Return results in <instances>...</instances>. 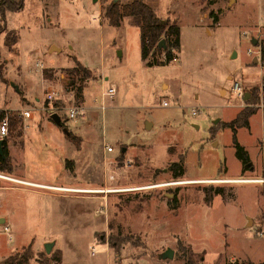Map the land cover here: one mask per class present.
<instances>
[{
    "label": "rangeland",
    "instance_id": "obj_1",
    "mask_svg": "<svg viewBox=\"0 0 264 264\" xmlns=\"http://www.w3.org/2000/svg\"><path fill=\"white\" fill-rule=\"evenodd\" d=\"M111 1L24 0L21 10L6 13L0 111L19 124L8 127L12 169L0 175L39 184L0 178V261L28 249L29 264H40L61 249L70 260L91 263L107 246L140 264H264V186L225 179L259 175L255 115L250 127L237 129L253 172L236 156L232 129L222 126L248 106L230 93L232 80L240 79L246 93L260 83L248 23L264 27V0H144L179 26L177 59L167 64L141 57L139 29L129 17L118 26L107 22ZM8 34L16 35L11 50ZM77 65L88 76L75 73ZM111 85L115 92L101 110V93ZM71 105L83 115L66 119ZM22 110L33 117L23 118ZM168 249L172 257L162 258Z\"/></svg>",
    "mask_w": 264,
    "mask_h": 264
},
{
    "label": "trees",
    "instance_id": "obj_2",
    "mask_svg": "<svg viewBox=\"0 0 264 264\" xmlns=\"http://www.w3.org/2000/svg\"><path fill=\"white\" fill-rule=\"evenodd\" d=\"M24 0H0V34L6 30L5 13L6 12H16L23 8ZM213 13L210 12L209 15ZM103 16L106 18L107 22L112 26H118L120 20L123 16L129 17L132 23H135L139 29V39H140V51L141 57L146 59L148 56L154 57L151 63L167 64L170 61L177 59V53L180 48L179 26L175 21L169 22L168 20H162L158 18L153 11L152 7L144 2V0H130L123 5H119L118 2H113V0L105 7L103 11ZM214 21L216 19V15ZM163 39L165 47L158 49V42ZM16 43V35L8 34L5 38V44L9 48ZM260 57L264 61V40L260 41ZM255 45V46H257ZM156 54H160V60L156 59ZM74 72L79 70L83 75L88 76V69L82 65H77ZM0 80L5 82L3 77V64L0 61ZM73 81V79H70ZM261 86L264 89V70L261 75ZM82 87L76 88L75 96L79 98L81 96ZM258 88L254 89L250 93V96L246 99L248 104L247 107L241 109L236 113L234 118L228 122H225L222 126L230 127L232 129V143L236 149V156L242 161L243 164L249 163V157L245 149L239 144L236 139V130L238 128H243L248 126L249 117L255 112L251 107H255L258 100ZM251 100H253L251 102ZM251 102V103H250ZM251 106V107H249ZM8 119V127L11 131L17 129L19 121L14 115L8 116L4 111H0V120L3 117ZM19 138L22 137V132L20 129L16 131ZM22 142V141H21ZM2 151L3 156H0V173H9L12 169L11 159L8 154L6 146V138L2 139ZM182 160L172 164L173 174L176 173V169L181 168ZM205 200L208 202L210 199V187L205 188ZM218 192L219 188L215 189ZM115 244V243H114ZM30 251L28 249L24 250L21 254L15 253L10 255L0 261V264H29ZM40 264H61V253H51L47 258L43 259ZM185 264H196L192 263L191 260L187 259Z\"/></svg>",
    "mask_w": 264,
    "mask_h": 264
},
{
    "label": "crops",
    "instance_id": "obj_3",
    "mask_svg": "<svg viewBox=\"0 0 264 264\" xmlns=\"http://www.w3.org/2000/svg\"><path fill=\"white\" fill-rule=\"evenodd\" d=\"M99 3V6H100V2L99 0H95ZM7 13V12H6ZM6 13H5V22H6V25H7V21H6ZM205 15V13H201V16H200V19ZM248 25L250 26H253L254 29H255V37H257V44L260 43V41L264 40V27H260L258 25H256L255 21L251 20ZM253 38V36L251 37ZM179 39H180V33H179ZM256 44V45H257ZM257 48H259V45H257ZM12 49V48H11ZM10 49V50H11ZM235 53V52H234ZM1 54V52H0ZM2 55V54H1ZM236 57V54L234 57H230L231 59L235 58ZM255 59H256V56H254L252 58V62L256 63L255 62ZM5 78V77H4ZM261 85V76H260V83L258 85L257 88H259ZM246 93V92H245ZM244 93V94H245ZM248 97L250 96V91L248 92ZM247 97V98H248ZM242 101H244V95L241 97ZM246 98V99H247ZM245 99V100H246ZM2 109V108H1ZM4 110H7V109H4ZM9 110H15V109H9ZM252 115H255V119L254 120V124L253 126L256 128V133H257V143H258V155H259V160H260V165H261V170L259 172V175L257 176H252V178H246V179H242V178H234V177H228V178H225V179H228V180H232V182H236V181H245L244 183H256V184H260V185H263L264 186V109H259L257 111H255ZM252 115L249 117L248 119V126L247 127H250L251 126V117ZM33 117V114L31 115L30 118L28 119H31ZM239 129V128H238ZM236 139L237 141L239 142V144L244 148L246 149V147L242 144V142H240L239 140V137H238V133H237V130H236ZM249 143V145L251 146V144H255V142L251 141V142H247ZM10 148V147H9ZM11 149V148H10ZM8 150V149H7ZM249 156V161H250V166L247 167L249 168L252 172L255 170V167H254V164L250 158V154L248 152V150L246 149L245 150ZM9 154V153H8ZM246 168V167H245ZM6 180H11V181H14V180H20V181H23V182H27V183H30V184H39V183H35V182H30V181H25L21 178H19L18 176H11V177H7L6 175H0V178H2ZM5 177V178H4ZM227 177V176H226ZM224 179V180H225ZM45 185L46 187H52V188H60L62 190L64 189H71V190H75V191H84V192H90V191H94L96 189H91V188H76V187H60V186H54V185H49V184H43ZM1 219V218H0ZM5 222L4 220L0 223H3ZM118 250V249H117ZM114 252L113 251V248H109L107 246H105V253H104V256L103 257H100L99 260L97 261H93V262H86L85 260L82 261V260H79L77 258V256L73 257L71 260L68 258V256H66V253H70V251H63L61 249H58V251L61 253V264H140L137 260L135 261L136 257L134 258H128V256H121L119 255L118 257L115 256V255H118V253L120 252ZM124 252V251H123ZM123 252H121L122 254H124ZM65 253V254H64ZM90 255H93V254H90ZM149 264H162L160 262H156V263H149Z\"/></svg>",
    "mask_w": 264,
    "mask_h": 264
},
{
    "label": "built area",
    "instance_id": "obj_4",
    "mask_svg": "<svg viewBox=\"0 0 264 264\" xmlns=\"http://www.w3.org/2000/svg\"><path fill=\"white\" fill-rule=\"evenodd\" d=\"M247 53L252 54V51L250 49L247 50ZM256 63L257 65L260 67V69L263 71L264 68V61L261 59L260 57V49H258L256 51ZM261 71V72H262ZM115 92L114 87L111 85L106 91L101 93V105H100V109L103 110V99L105 97H112L113 94ZM230 93L232 94H236L237 96L242 97L245 93V90L243 89L242 83L240 81V79L236 80L233 79L232 80V85L230 86ZM258 100L255 104V107L259 108V109H264V89L262 88V86L260 85V87L258 88ZM56 98V93L55 91H50L46 94V101L49 102L50 108L53 109L52 106V101L55 100ZM162 106L166 105V102H162L161 103ZM83 109L76 106V105H71L69 106L64 113V116L66 117V119H75L76 117H78L79 115H83ZM195 111H192V114H194ZM32 115V112L29 110H22L21 111V116L23 118H30ZM8 134V119L7 117H3L0 120V139H3L7 136ZM106 152H112L113 149L111 146H106L105 147ZM6 226L3 227L4 230H6ZM260 235H262V233H260ZM94 250V249H93Z\"/></svg>",
    "mask_w": 264,
    "mask_h": 264
},
{
    "label": "water",
    "instance_id": "obj_5",
    "mask_svg": "<svg viewBox=\"0 0 264 264\" xmlns=\"http://www.w3.org/2000/svg\"><path fill=\"white\" fill-rule=\"evenodd\" d=\"M95 1V0H94ZM231 3L234 1V0H229ZM113 2H116V0H113ZM250 42H251V44L252 45H256L257 44V40H256V38H251L250 39ZM158 49H161V48H164L165 47V44H164V40L163 39H161L159 42H158ZM255 62H256V59H255ZM248 93H245L244 94V100L248 97V95H247ZM51 119L57 124V125H59V126H61V122H60V117H59V115L58 114H56V113H52L51 114ZM63 131H66V129L65 128H63ZM2 147H3V145H2V139H0V156L1 157H4L3 156V151H2ZM246 167H248V166H250V164L249 163H247L246 165H245ZM3 221V219H0V222H2ZM53 246V243H46L45 245H44V250H45V252L46 253H49V251H50V249H51V247ZM162 258L163 257H169V258H171L172 257V250H170V249H168L166 252H164L163 254H162V256H161Z\"/></svg>",
    "mask_w": 264,
    "mask_h": 264
},
{
    "label": "bare ground",
    "instance_id": "obj_6",
    "mask_svg": "<svg viewBox=\"0 0 264 264\" xmlns=\"http://www.w3.org/2000/svg\"><path fill=\"white\" fill-rule=\"evenodd\" d=\"M2 178H3V177H2ZM4 178H5V177H4ZM5 179H6V178H5ZM106 189H107V188H106ZM106 189H105V191H109L108 189H107V190H106ZM99 191H100V190H99ZM105 193H106V192H105Z\"/></svg>",
    "mask_w": 264,
    "mask_h": 264
}]
</instances>
